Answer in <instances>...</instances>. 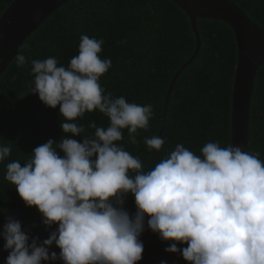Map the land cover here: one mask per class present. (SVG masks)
I'll list each match as a JSON object with an SVG mask.
<instances>
[{
  "label": "clouds",
  "instance_id": "9594fccd",
  "mask_svg": "<svg viewBox=\"0 0 264 264\" xmlns=\"http://www.w3.org/2000/svg\"><path fill=\"white\" fill-rule=\"evenodd\" d=\"M103 43L82 33L78 54L67 66L54 56L31 61L23 53L15 56L18 67L30 68L29 93L46 107L59 105L65 120L60 128L70 135L36 146L23 166L19 160L6 164L5 179L25 205L37 209L46 230L56 228L40 241L6 214L0 230L8 251L4 264H137L145 221L161 241H172L164 251L178 253L188 264H264L260 154L210 141L198 155L177 143L144 171L141 159L117 142L126 129L128 142L137 143L138 130L150 126L152 105L106 93L100 78L112 62L101 58ZM94 110L109 123L103 127L91 121L94 132L82 135L85 126L75 121ZM77 135L80 141L72 138ZM144 143L159 152L165 138L153 135ZM11 152L10 145L0 144V163ZM129 194L134 213L124 207ZM53 245L58 254L50 251Z\"/></svg>",
  "mask_w": 264,
  "mask_h": 264
},
{
  "label": "trees",
  "instance_id": "16d2710c",
  "mask_svg": "<svg viewBox=\"0 0 264 264\" xmlns=\"http://www.w3.org/2000/svg\"><path fill=\"white\" fill-rule=\"evenodd\" d=\"M13 0H0V16ZM264 29V0H232ZM201 47L196 58L177 77L170 93L161 134L165 144L157 152L144 143L145 137L158 136L164 98L176 70L195 48L190 21L169 0H69L35 29L22 44L19 53L29 61L54 56L67 66L78 54L81 34L103 39L101 58L110 59L109 70L100 78L106 93L124 96L128 102L151 104L153 117L147 130H138L137 143L128 142L127 130L120 142L133 156L139 157L144 171L155 166L174 150L177 143L196 154L205 143L230 145L231 93L237 60L236 41L232 30L214 19L196 20ZM33 77L29 67H18L14 59L0 75V144L10 145V156L0 163V230L5 215L21 222L30 236L46 239L56 225L45 229L41 214L26 206L14 185L5 179L6 164L19 160L21 165L32 150L48 139L59 140L64 134L60 123L64 117L57 108L46 107L37 94L29 93ZM91 121L107 127L108 119L98 110L77 118L91 135ZM80 141L77 135L72 137ZM59 151V149H58ZM248 152L259 153L264 160V65L255 77L249 108ZM62 155V153H61ZM124 207L135 212L129 194ZM6 210V213L3 211ZM146 223V221H145ZM172 241H144L142 259L137 264H188L178 253L165 252ZM0 237V264L8 255ZM186 247L187 245H177ZM50 251L59 253L53 245ZM45 264V262H42ZM47 264H63L62 261Z\"/></svg>",
  "mask_w": 264,
  "mask_h": 264
},
{
  "label": "water",
  "instance_id": "95a60500",
  "mask_svg": "<svg viewBox=\"0 0 264 264\" xmlns=\"http://www.w3.org/2000/svg\"><path fill=\"white\" fill-rule=\"evenodd\" d=\"M69 0H13L0 16V75L8 67L27 39L47 17ZM188 17L195 37L191 56L176 70L168 86L161 114V136L167 105L173 85L182 72L197 56L201 41L196 20L207 18L219 20L233 32L237 60L231 93L230 145H239L242 150L249 142V108L255 77L264 65V29L251 19L244 9L232 0H169ZM159 239L158 234L147 229L141 234L142 242Z\"/></svg>",
  "mask_w": 264,
  "mask_h": 264
}]
</instances>
